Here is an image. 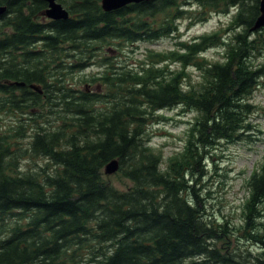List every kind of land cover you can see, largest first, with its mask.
Here are the masks:
<instances>
[{
	"label": "trees",
	"instance_id": "16d2710c",
	"mask_svg": "<svg viewBox=\"0 0 264 264\" xmlns=\"http://www.w3.org/2000/svg\"><path fill=\"white\" fill-rule=\"evenodd\" d=\"M3 1L11 15L0 16V264H264V161L247 180L239 225L209 218L198 187L212 149L251 128L263 76L252 58L264 34L250 30L260 0H199V16L189 0L111 12L101 0H60L70 11L61 20L43 19L44 0ZM233 7L230 39L216 31L181 40L180 20L193 25ZM164 37H175L176 48L127 63L104 53L122 56L129 44ZM221 41L222 58L208 59ZM93 65L103 69L82 78ZM173 107L195 118L184 147L164 161L147 126ZM5 115L17 118L9 125ZM40 158L45 165L23 167ZM115 158L117 176L130 182L124 189L105 174ZM234 238L261 251L240 252Z\"/></svg>",
	"mask_w": 264,
	"mask_h": 264
},
{
	"label": "rangeland",
	"instance_id": "374dc122",
	"mask_svg": "<svg viewBox=\"0 0 264 264\" xmlns=\"http://www.w3.org/2000/svg\"><path fill=\"white\" fill-rule=\"evenodd\" d=\"M188 4L191 7L190 9L194 11L200 9L196 0H189ZM200 12H196L198 16ZM236 12L237 10L234 7L228 13L214 12L209 14L205 21L198 20L193 25H190V19L184 18L180 20L178 24L181 40H197L205 34H212L216 31L223 32L222 41L230 39L234 32L224 33V29L230 24ZM239 31H241V28ZM257 34L254 33L253 35L256 36ZM176 41L175 37H164L155 41H141L135 45L129 44L124 47L122 56H120L118 51H108V48L105 49L104 53L112 56L116 62L126 61L125 63H127L136 59H143L144 54L149 50H173L176 48ZM222 41L217 46L209 48L204 55L212 60L222 58V53L225 51V44ZM117 55L119 57L116 58ZM252 60L254 65L263 70V76L260 85L251 98V102L256 107L249 117L251 128L247 132L248 134L244 135L240 140L233 143L222 142L215 149H212L211 153L214 157L208 158L205 165L206 176L202 179L201 184L198 185L200 195L210 215L209 218H226L236 225H239L242 219V204L247 194V180L252 172L259 168L264 161V50L256 52ZM181 66L180 63H173L171 69H177ZM102 69L100 66L93 65L81 74L82 78L97 73ZM187 71L191 74L192 82L199 80L200 70L195 66H191ZM73 81L79 82V78ZM79 87L85 88L84 82L79 84ZM90 89L100 92L101 85L94 84ZM158 114L165 116L166 119L150 123L147 126V132L150 144L156 149H161L164 161H166L171 155L179 152L184 147L185 132L188 128V123L195 118V112L184 107H173L160 110L156 115ZM2 118L3 123L12 125L17 115H5ZM25 142H28V139H25ZM29 163L36 168L37 165H45L46 161L41 158L36 162L24 160L23 167L28 168ZM109 176H111L113 183L118 188L124 189L130 184L128 180H124V182L120 180L116 173H112ZM232 244L238 245V251L250 252L252 255H256L261 251L259 247L237 241L235 238ZM192 261L189 260L186 264H193Z\"/></svg>",
	"mask_w": 264,
	"mask_h": 264
},
{
	"label": "water",
	"instance_id": "95a60500",
	"mask_svg": "<svg viewBox=\"0 0 264 264\" xmlns=\"http://www.w3.org/2000/svg\"><path fill=\"white\" fill-rule=\"evenodd\" d=\"M48 3V8L45 10L44 15L52 20H61L70 18V11L64 7L58 0H44ZM143 1L150 0H101V7L105 12L116 11L130 4H137ZM260 14L257 16L254 25L251 27V31L260 30L264 27V0L259 1ZM7 10L6 6L0 5V16H2ZM17 85H25L24 82H16ZM31 88L42 92V89L38 85L31 84ZM120 163L118 159H112L105 165V173L111 175L119 171Z\"/></svg>",
	"mask_w": 264,
	"mask_h": 264
},
{
	"label": "flooded vegetation",
	"instance_id": "af4514ba",
	"mask_svg": "<svg viewBox=\"0 0 264 264\" xmlns=\"http://www.w3.org/2000/svg\"><path fill=\"white\" fill-rule=\"evenodd\" d=\"M36 1L37 0H28V3H33V4H35L36 3ZM196 1H198V3H199V0H196ZM1 2H3V3H0V5H2V6H6L7 7V10H6V12L3 14V15H5V14H7V12H8V4L7 3H5L3 0H1ZM58 2H61L60 0H58ZM48 8V3H47V6L45 7V10ZM199 10H197L196 12L198 13V12H202L203 10H202V7H201V5H200V3H199ZM25 9V11L27 12V13H29L30 12V8L27 6V7H25L24 8ZM45 12V11H44ZM200 12V13H201ZM260 14V13H259ZM11 14L10 13H8L7 14V16H10ZM43 16L45 17V18H43L44 20H52V19H49V18H47L45 15H44V13H43ZM35 18V17H34ZM241 27V33H242V25L240 26ZM256 33H262V32H264V27L263 28H261L260 30H256L255 31ZM264 50V47L262 48V49H260V51L259 52H262Z\"/></svg>",
	"mask_w": 264,
	"mask_h": 264
}]
</instances>
